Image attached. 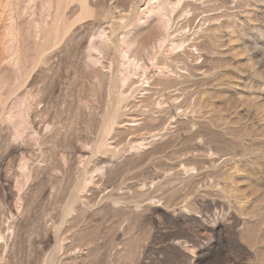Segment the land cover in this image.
<instances>
[{
  "label": "rangeland",
  "instance_id": "1",
  "mask_svg": "<svg viewBox=\"0 0 264 264\" xmlns=\"http://www.w3.org/2000/svg\"><path fill=\"white\" fill-rule=\"evenodd\" d=\"M87 3L0 0V264H264V0Z\"/></svg>",
  "mask_w": 264,
  "mask_h": 264
},
{
  "label": "bare ground",
  "instance_id": "2",
  "mask_svg": "<svg viewBox=\"0 0 264 264\" xmlns=\"http://www.w3.org/2000/svg\"><path fill=\"white\" fill-rule=\"evenodd\" d=\"M33 2V15H36L34 24V38L39 44V57L48 49L57 44L64 36L69 23L66 20L65 10L71 2H78L77 19L88 17L91 13L87 0H29ZM32 4V3H31ZM30 9V8H29ZM38 10V12H37ZM38 13V14H37ZM32 16V15H31ZM34 18V17H33ZM10 51L14 58L18 56L17 39L10 33ZM37 54V55H38Z\"/></svg>",
  "mask_w": 264,
  "mask_h": 264
}]
</instances>
